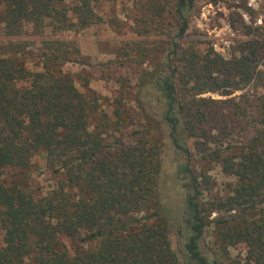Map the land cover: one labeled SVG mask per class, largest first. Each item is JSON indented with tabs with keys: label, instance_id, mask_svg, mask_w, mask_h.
Wrapping results in <instances>:
<instances>
[{
	"label": "trees",
	"instance_id": "trees-1",
	"mask_svg": "<svg viewBox=\"0 0 264 264\" xmlns=\"http://www.w3.org/2000/svg\"><path fill=\"white\" fill-rule=\"evenodd\" d=\"M97 1L0 0V264H264V38L225 57L184 39L196 0H146L116 54L136 75L118 80L108 114L61 70L80 57L65 32L101 21ZM38 152L54 187L4 183ZM214 165L231 179L223 192Z\"/></svg>",
	"mask_w": 264,
	"mask_h": 264
},
{
	"label": "rangeland",
	"instance_id": "rangeland-1",
	"mask_svg": "<svg viewBox=\"0 0 264 264\" xmlns=\"http://www.w3.org/2000/svg\"><path fill=\"white\" fill-rule=\"evenodd\" d=\"M145 2L146 0L97 1L94 10L101 21L80 31L65 32V37L75 40L80 49V57L78 62L63 64L61 70L73 77L75 86L81 92H85L87 88L94 91L100 98L101 108L108 114H111L113 109L112 99L119 87L118 80L127 78L129 82H133L136 75L137 67L128 63L120 65L116 61L120 55L116 54L128 41L136 38L137 28L140 27L137 22L147 13ZM26 29L29 34L30 27L26 26ZM257 37L264 38V0H196L184 39L195 42L200 48L212 46L223 56L229 57L239 43ZM25 38L29 46L35 49L38 44L36 38L29 35H25ZM244 92H247V89L236 91L234 95ZM202 96L224 98L219 93L210 92ZM128 107L133 110L137 121V109L134 104L129 103ZM136 127V125L125 127L122 131L125 141L129 140V134ZM45 162L44 155L38 152L31 157L28 170L19 173L7 169L2 173V180L6 185L16 182L22 186L26 185L29 193L41 197L55 186L57 177L60 176L59 173L54 175ZM165 173V185L169 186L171 178L167 175L170 173L169 166L165 167ZM208 174L214 181L212 189L214 193L223 190L225 183L231 180L222 174L218 165H214ZM174 187L176 189L174 191L166 188L163 191L166 203L174 204L179 199L180 191L177 184ZM172 226L175 227V223ZM1 234L0 226V244ZM170 238L174 249L177 250L179 237L175 231L171 233ZM205 238L207 243L210 242V230L206 232ZM63 241L69 248L73 244L67 238H63ZM243 251L241 247H236L231 249V254L242 256ZM26 264H30L28 260Z\"/></svg>",
	"mask_w": 264,
	"mask_h": 264
}]
</instances>
